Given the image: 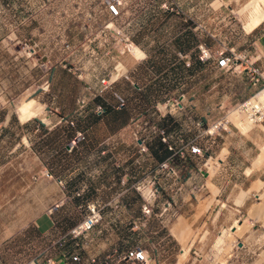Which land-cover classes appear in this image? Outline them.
<instances>
[{"label":"rangeland","instance_id":"rangeland-1","mask_svg":"<svg viewBox=\"0 0 264 264\" xmlns=\"http://www.w3.org/2000/svg\"><path fill=\"white\" fill-rule=\"evenodd\" d=\"M250 1L121 0L120 14L111 17L106 10V0H23V5L27 7L32 4L42 7L43 12L39 17L41 26L38 29L40 33L37 36L40 37L43 45L38 50L48 51L50 45L55 52L63 51L65 44L69 43L71 49L77 53V56L73 55L71 58H63L58 52L56 54L52 52L48 56L42 53L38 56L33 55L29 48L25 49L31 46V43L28 45L24 43L27 40L22 38V29L13 21H6L2 14L0 16V230H11L21 223L26 224L31 211L37 206L40 210V218L37 223L31 221L28 227L38 225L44 227L43 222L52 220L50 226L46 225L47 230L50 231L47 238L39 241V244L45 249L50 243L52 249L49 250L55 251L58 248L57 241L62 239L59 238L60 235L64 231L68 232L81 220L85 212L83 199H76L80 194L75 193L67 198L58 199L61 184L59 180H55L54 175L63 174L70 168L74 170L83 165V159L94 158L82 157L74 148L71 151L65 150L76 129L84 130L85 137L87 133L102 134L107 130L111 131L109 125L106 130L103 122L111 111L97 119L94 107L101 102L98 98H112L114 95L110 89L102 91L94 84L95 74L101 73L99 77L107 76L114 67L118 69V74L123 73L126 66L113 56L119 58L122 54L133 53L131 55H135L134 57L141 58L132 50L134 46L142 49V57L145 55L144 52L149 57L146 63V70L149 73L147 79L151 76L158 79L160 71L171 62L163 57V50L174 46L170 42L173 40L175 43L177 39L174 38L179 36L184 38L180 43L181 45L183 43V47L187 49L191 46L193 36L198 33L200 42L205 43L213 55L205 60L204 65L201 63L196 65L199 77L188 85L189 91L191 89L197 91L193 96L195 103L191 105L197 116L203 119V122L200 121V127L205 129L225 115H229L231 122L228 126H234L235 123L240 130L245 131L236 121L235 113L241 110L237 105L249 100L251 95L262 88L264 81L251 83L250 75L241 72L242 64L240 70L226 69L218 63L216 57L220 51L229 54L233 47L236 52H240L245 30L242 13ZM51 3L57 5L55 12L57 18L50 16L48 4ZM23 37L28 36L23 34ZM130 41H133L132 47H129L130 51L126 49L121 52V48ZM22 51H28V55ZM80 52H83L82 56ZM89 58H92L91 62L88 61ZM87 71L90 73L88 74L90 78L86 76ZM209 82L210 85L212 83L214 85L207 90ZM89 86V90L86 89ZM130 87L126 95L122 90H114L125 95L126 104L129 101L137 105L139 95ZM160 93L162 92L159 88H156V91H148L150 102H146L140 109L133 108L132 104H129L133 119L120 131L140 135L149 130L148 127L146 128L148 125L144 123L145 120H153L157 123L160 117V104L158 101L155 103L153 99L159 101L164 99L159 96ZM83 96L88 100L84 107L80 106V99ZM33 99L37 101L41 111L33 116L35 119L33 129L29 127L24 130L18 124L16 117L21 119L19 114L21 104ZM246 114L241 110L239 116L245 118ZM9 115L13 120L11 125L5 124V117ZM69 119L74 120L73 125L67 123L66 120ZM254 124L253 121L252 126ZM221 130L225 129H214L213 134ZM22 133L25 136L21 135ZM82 141L83 139L77 145ZM46 170L50 171L51 175L45 174ZM126 171L131 176H136L133 182L144 177L142 172L137 169L135 171V168L129 170L126 165L120 168V174ZM75 191L77 189L73 192ZM238 222L234 220V223ZM240 227L241 225L238 224L231 226L229 230L227 229L228 233L223 236L224 238L219 239L220 242L218 237L223 231L215 232L213 235L203 232L199 243L208 244L215 235V243L225 247V251L221 253V261L233 259L240 264L233 256L232 250L238 247L240 239L250 242L248 234L251 233L253 225L249 224L246 231L241 230L242 233H234L236 230L240 232ZM232 228L235 229L234 232ZM51 240H54L52 244ZM256 246H258V254L247 253L243 264H253L257 258L261 260L259 264H264V236L258 238ZM0 250L7 254L8 261L12 264H15L13 258H17L18 262L19 258L24 259L26 262L24 264L32 263L31 259H28L30 257L27 256L26 248L22 250L23 253L25 251L22 256L19 248L14 250L9 244H1ZM209 253L207 247L202 249L201 254ZM182 255L180 254V259L183 258ZM189 257L184 258L185 264ZM43 259L45 260L46 257L39 256V261Z\"/></svg>","mask_w":264,"mask_h":264},{"label":"crops","instance_id":"crops-1","mask_svg":"<svg viewBox=\"0 0 264 264\" xmlns=\"http://www.w3.org/2000/svg\"><path fill=\"white\" fill-rule=\"evenodd\" d=\"M54 4H48L49 12L51 17L57 18L55 16L57 5ZM0 12V16L3 14L6 21H13L22 29V33L28 36L23 37L20 32L22 38L27 40L24 43L27 45L31 43V46L25 49L29 48L33 55L38 56L42 53L48 56L52 52L53 54L58 52L63 58L77 56L69 46L57 52L53 51L50 45L48 51L38 50L43 45L37 36L40 33L38 29L41 26L39 17L43 12L42 7L36 4L27 7L23 5V0H0ZM66 25L68 26L69 22ZM243 27L245 30L240 52L245 53L246 60L259 67L264 74V18L250 30L246 29L243 20ZM175 39H177L175 43L173 40L170 42L174 46L163 50V57L171 62L160 71L158 79L153 76L147 79L149 76L146 70V63L149 61L147 53L144 52L145 55L141 58L134 57L135 55H131L133 53L122 54L119 58L113 56L126 66V75L118 76L109 88L103 90L110 89L113 92L114 89H118L126 95L128 87L131 86L132 91L139 95V102L135 105L128 101L126 106L116 107L115 97L98 98L100 103L107 106L106 113L111 111L103 121L106 130L109 125L111 131L107 130L102 134L87 133L80 145L74 149L82 157L94 158L83 159V165L74 170L70 168L63 174L54 175L56 181L58 178L62 181L63 189L60 187L58 199L67 198L74 194V189H79L80 196L76 199H83L85 210L88 202L100 204V220L78 237H71L64 231L59 237L62 239L56 243L58 248L53 251L49 250L52 249L50 243L45 249L39 244V241L47 238L50 231L46 225L50 226L52 220L43 222L44 227L40 225L28 227L31 221L37 223L40 218V210L36 206L28 216L26 224L21 223L11 230H0V245L9 244L14 250L19 248L21 256L25 254L22 250L28 249L26 253L30 257L28 259L32 261L31 264H46L44 259L39 261V256L44 258L52 256L51 264H141L126 256L127 251L136 245L147 250L149 255L147 264H185L186 256H190L187 264H237L233 259L221 261V253L225 251V247L215 243V235L208 244L199 243V238L203 232L213 235L215 232L223 231V234H219V241L234 224L246 226L242 231H246L250 224L253 225L251 233L248 234L250 242L240 239L238 247L232 250V254L240 264L246 261L247 253L258 254L256 246L258 238L264 236V213L256 214L251 210H254L256 205L264 203V117L255 121L248 131L240 130L234 123V126H228L217 134L203 132L196 125L197 121L203 122V119L197 116L191 105L195 103L193 96L197 91L188 90V85L199 77L196 65L205 64V61L198 58L199 34L193 36L191 46L187 49L180 43V40H184L182 36ZM22 52L28 55V51ZM82 55L83 52H80V56ZM90 59L92 58L88 59L89 62ZM242 65V74L248 73L253 83L251 64L242 62ZM86 74L88 76L89 71ZM100 75L102 74H95L94 81L99 87ZM211 85L209 82L207 90H210ZM156 88L163 93L159 96L164 97L161 101L153 99L155 103L158 101L160 104V117L156 124L163 127L167 133H181L206 149L201 156L193 157L190 154L183 161L181 159L177 161L181 169L180 184H175L170 177L162 178L159 172V162L165 159L170 151L156 133L153 131L148 133L150 137L148 149L140 151L139 140L135 135L120 131L133 119L129 104H132L133 108H142L146 102H150L147 92L156 91ZM122 113L123 116H120ZM95 117L101 118L100 115ZM16 118L22 129L29 127L33 129L35 125L33 117L26 120H21L18 116ZM40 120L46 124L43 119ZM12 122L10 115L5 117V124L11 125ZM21 135L25 136L24 133ZM65 150L71 151L67 145ZM124 165L129 170L137 169L143 176H155L160 182L155 208L162 201L170 199L175 210V215L165 225L156 217H152L146 223L140 221L142 197L133 187L136 176H131L128 171L120 174V168ZM182 220H185L187 227H182ZM234 220L239 222L234 223ZM53 242L54 240H51V244ZM205 247L210 252L208 255L201 254ZM184 249H187L185 254ZM75 252L80 255L77 260L71 258ZM180 254H184L182 259ZM257 260L258 258L253 264H259L261 260ZM13 261L15 264L26 263L21 258L19 262L17 258H13ZM0 264H12L8 261L7 254L1 250Z\"/></svg>","mask_w":264,"mask_h":264},{"label":"built area","instance_id":"built-area-1","mask_svg":"<svg viewBox=\"0 0 264 264\" xmlns=\"http://www.w3.org/2000/svg\"><path fill=\"white\" fill-rule=\"evenodd\" d=\"M120 2L121 0H106L105 6L106 10L109 13L111 17H116L120 14ZM133 41H130L126 43L124 47L121 48V52L125 51L126 49L130 51L129 47H132ZM67 47H70L69 43L65 44ZM36 47V45H34ZM198 58L202 61L208 60L213 55L211 53L210 48L203 42H200L198 44ZM219 64L222 66H225L226 69L232 68L234 70H240V66L242 62H248L251 64V71L253 72V76L251 77L252 82L254 84L259 83L261 80L264 81V74L261 71L259 67L256 65H252V62H249L246 60V54L242 52H236L234 49H230L229 54H224L223 51H220L218 53V56L216 57ZM115 74H114V72ZM114 75V77H113ZM121 75H126V70L123 73L118 74V69L114 67L112 70H110L107 73V76H101L99 77V82L101 84L100 88L103 91V89L109 88L111 83ZM89 87H86V89L89 90ZM264 89V84L262 85V88ZM257 91V92H258ZM255 92L254 94H256ZM113 95L116 99V107L126 106V97L123 93H119L116 90H114ZM87 98L85 96L81 97L80 99V106H85L87 103ZM179 101L177 102V104ZM239 108H241L242 111H245L249 108V114L251 117L254 118V121L261 120L264 117V103H250L248 102V99L243 101L242 103H239L237 105ZM107 111V106L102 103H97L94 107V112L102 115L105 114ZM68 124L73 125L74 120L69 119L66 120ZM230 119L227 118L225 115L217 122L213 123V125L208 126L205 129H202L200 127V121L196 122V125L203 131L208 134H212L214 129H226L228 127ZM144 123H146L149 130L141 133L140 135H135L136 139L139 140V150L140 151H146L148 149V141L150 139L148 133L150 131H153L156 133L160 140L167 144V148L169 149L170 153L167 155V157L163 160H161L158 164L159 172L162 175V178L166 179L167 177H170L172 181L175 184H180V174L181 169L177 163L179 159L183 161V159H186V157H189L188 155L194 156H201L205 153V147L199 145L194 140L187 139L184 137L181 133H175V134H169L166 132V130L163 127H159L156 123L145 120ZM85 138V132L82 129H76L74 132V135L70 138L67 147L68 150H72L77 146V143ZM45 174L51 175L50 171L46 170ZM60 184L62 185V181L60 178H58ZM133 187L140 193L142 197V203H141V216L140 221L142 223L148 222L152 217H156L160 223L166 224L168 221L172 219V217L175 215V210L173 208V202L170 199H166L161 202V204L155 208L154 203L158 197L159 191H160V182L156 179L155 176L148 177L144 176L142 178H139L133 183ZM76 195L80 194V190H77L74 192ZM101 218V207L99 203L96 202H88L86 204V210L83 214V217L81 220L76 223L73 227H71L68 230V234L71 237H78L91 229ZM126 256L128 258H131L133 260H136L140 262L141 264H147V261L149 259V255L147 253V250L143 248L140 245H136L132 248H130ZM71 258L73 260H77L80 258V255L78 252H75L71 255ZM53 261L51 256L46 257L45 263L51 264Z\"/></svg>","mask_w":264,"mask_h":264},{"label":"bare ground","instance_id":"bare-ground-1","mask_svg":"<svg viewBox=\"0 0 264 264\" xmlns=\"http://www.w3.org/2000/svg\"><path fill=\"white\" fill-rule=\"evenodd\" d=\"M242 14L241 15L243 16L245 27L247 30H250L253 26L258 24L264 18V0H251L250 3H248L244 13ZM132 50L136 53L138 57H142L141 55L143 51L140 47L134 46L132 47ZM248 102L256 103V104L264 103V89H261L260 91H258L253 97H251L248 100ZM40 111H41V108L37 106V101L34 99L30 101H25L23 104H21L19 108V114L22 120H26L30 117H33L37 115ZM248 111H249V108L243 111L247 113L245 118H240L239 114L241 113V110L237 111L236 113L234 112L236 114V121L240 124V126H242L243 130L245 131H247L248 129L252 127V124L254 121V118L251 117ZM227 118L229 119V115H227ZM252 211L255 212L256 214H259V213L263 214L264 213V203H261L260 205L255 206L254 210H251V212ZM182 227L183 228L187 227L185 220H182ZM232 229L233 231L232 230L231 231L234 232L235 229L234 228ZM242 229L243 227L241 226L240 231ZM174 232L177 233V230L174 229ZM229 235L231 234L229 233ZM187 249L184 250V254L187 252Z\"/></svg>","mask_w":264,"mask_h":264},{"label":"trees","instance_id":"trees-1","mask_svg":"<svg viewBox=\"0 0 264 264\" xmlns=\"http://www.w3.org/2000/svg\"><path fill=\"white\" fill-rule=\"evenodd\" d=\"M96 115H98V116H99V114H97V113H96ZM100 116H101V115H100ZM120 116H123V113H122Z\"/></svg>","mask_w":264,"mask_h":264},{"label":"clouds","instance_id":"clouds-1","mask_svg":"<svg viewBox=\"0 0 264 264\" xmlns=\"http://www.w3.org/2000/svg\"><path fill=\"white\" fill-rule=\"evenodd\" d=\"M122 107V106H121Z\"/></svg>","mask_w":264,"mask_h":264}]
</instances>
